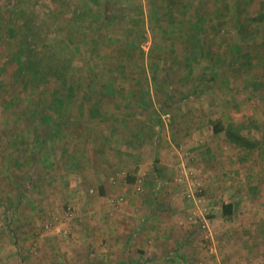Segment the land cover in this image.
I'll list each match as a JSON object with an SVG mask.
<instances>
[{
    "label": "rangeland",
    "instance_id": "1",
    "mask_svg": "<svg viewBox=\"0 0 264 264\" xmlns=\"http://www.w3.org/2000/svg\"><path fill=\"white\" fill-rule=\"evenodd\" d=\"M0 1L11 9L25 5L46 20L41 33L50 27L60 37L77 34L72 41L76 64L68 79L37 86L21 71V58L13 55L20 39L16 30L0 42V264H24L31 256L22 247L31 237L20 229L19 203L11 198L18 186L10 179L17 178L12 171H22L20 158L34 160L37 147H162L166 142L186 147L194 137L202 145L212 137L209 121L237 123L247 116L258 123L247 137L258 136V147L263 145L264 87L255 79L264 81V20L259 18L264 0H176L172 8L164 0H85L92 13L81 22L75 20L81 0ZM202 75L207 83L199 81ZM166 96L171 97L170 112H177L169 121L164 117L168 107L160 104ZM182 97L186 104L177 120L173 103ZM59 111L65 113L57 115ZM72 112L76 116L69 119ZM165 122L172 125L169 133L163 131ZM137 179L139 189L133 191L139 193L144 180ZM179 185L184 191L186 183ZM201 185L203 205L211 207ZM184 198L188 212L192 203ZM66 204L60 205L62 214L69 207L71 215L61 219L75 218L76 209ZM210 211L212 232V207ZM57 217L45 220L43 227L52 229ZM185 230H198L201 242L212 241V233L204 238L198 223Z\"/></svg>",
    "mask_w": 264,
    "mask_h": 264
},
{
    "label": "crops",
    "instance_id": "2",
    "mask_svg": "<svg viewBox=\"0 0 264 264\" xmlns=\"http://www.w3.org/2000/svg\"><path fill=\"white\" fill-rule=\"evenodd\" d=\"M255 80L264 87L261 77ZM160 104L168 107L167 119L177 113L170 112L171 97ZM173 104L180 120L184 97ZM164 125L169 133L172 125ZM208 128L212 137L202 145L194 137L186 147H37L34 160L20 158L22 171L9 178L18 186L11 198L19 203L20 229L31 237L22 243L31 255L24 264H264V143L258 147L257 136L255 147H241ZM184 168L206 189L212 241L178 225L188 207L175 181ZM137 176L144 180L139 193L133 191ZM62 203L74 206L75 218L61 219ZM56 216L46 230L44 221Z\"/></svg>",
    "mask_w": 264,
    "mask_h": 264
},
{
    "label": "trees",
    "instance_id": "3",
    "mask_svg": "<svg viewBox=\"0 0 264 264\" xmlns=\"http://www.w3.org/2000/svg\"><path fill=\"white\" fill-rule=\"evenodd\" d=\"M164 1L165 6L168 8H172L178 3L176 0ZM20 5L17 3L11 9L0 1V42L8 40L10 33L16 30L20 39L15 43L13 49L15 53L13 55H15V58H21L18 61L20 69L32 80L35 86L50 81L61 82L68 79V75L76 64L77 54L76 49L72 46V41L77 34L74 33L72 36L65 34L60 37L50 27L44 33H41V26L45 24L46 20L39 18L33 10L25 5ZM86 13H92V9L87 1L81 0V5L79 4L75 11V20H78L77 22L87 21L91 15L87 16ZM15 18L19 21L16 22ZM259 18L264 20V15H259ZM206 80L205 75L200 76L199 81L207 83L208 80ZM71 81L75 82L74 79ZM209 122L214 132H223L226 139L232 144L253 148L258 143L257 140L247 137L249 131L258 129L257 121L250 117L237 123L222 124L218 120ZM223 209L226 212V205H223Z\"/></svg>",
    "mask_w": 264,
    "mask_h": 264
},
{
    "label": "built area",
    "instance_id": "4",
    "mask_svg": "<svg viewBox=\"0 0 264 264\" xmlns=\"http://www.w3.org/2000/svg\"><path fill=\"white\" fill-rule=\"evenodd\" d=\"M176 181L181 184L182 182L186 183L184 193L187 199L192 203V208L187 212L186 217L179 222L180 225L184 228H190L194 223H198L205 233V238H207L211 232L209 228V214L211 212V207H207L206 204L203 205L205 193L203 192L204 188L201 185V182L198 180L194 181V175L192 171H184L183 176H176ZM136 182L137 185L135 187L139 189L138 183L141 182V179H137ZM67 210L68 212H65L66 215H64L62 218L71 215V210L69 207ZM45 227H51V224L46 223Z\"/></svg>",
    "mask_w": 264,
    "mask_h": 264
}]
</instances>
